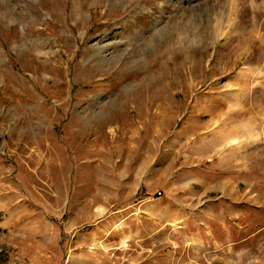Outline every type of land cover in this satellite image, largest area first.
<instances>
[{
  "label": "rangeland",
  "instance_id": "obj_1",
  "mask_svg": "<svg viewBox=\"0 0 264 264\" xmlns=\"http://www.w3.org/2000/svg\"><path fill=\"white\" fill-rule=\"evenodd\" d=\"M0 264H264V0H0Z\"/></svg>",
  "mask_w": 264,
  "mask_h": 264
}]
</instances>
